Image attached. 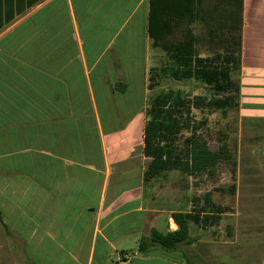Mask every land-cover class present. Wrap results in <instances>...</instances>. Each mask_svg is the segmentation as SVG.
<instances>
[{"label": "crops", "instance_id": "obj_1", "mask_svg": "<svg viewBox=\"0 0 264 264\" xmlns=\"http://www.w3.org/2000/svg\"><path fill=\"white\" fill-rule=\"evenodd\" d=\"M31 2L6 0L16 17L0 30V264L206 261L198 238L221 221L191 223L192 243L174 253L138 252L154 230L178 229L173 213L218 205L207 193L173 211L156 181L168 173L145 179L147 80L167 59L150 0ZM193 30L201 58L240 52L236 110L264 123V0H198Z\"/></svg>", "mask_w": 264, "mask_h": 264}, {"label": "trees", "instance_id": "obj_2", "mask_svg": "<svg viewBox=\"0 0 264 264\" xmlns=\"http://www.w3.org/2000/svg\"><path fill=\"white\" fill-rule=\"evenodd\" d=\"M17 1L19 3L20 0ZM29 1L32 5L33 2ZM197 4L198 0H150L149 35L153 46L161 49L169 61L166 66L152 69L151 78L155 79L161 73L177 81L194 79L206 83L212 95L193 96L182 90L169 89L151 100L146 110L148 123L144 139V154L150 159L146 181L175 170L194 177L213 174L221 161L232 159L227 148L217 152L210 149L201 134L208 120H196L194 114L221 112L226 116L231 109L238 107L239 87L232 74L240 69L241 55L240 52H230L209 58L199 57L193 30ZM15 17L14 11L7 9L6 0H0V30ZM177 31H182L183 37L173 41ZM153 85L155 82H151L150 89L154 88ZM185 133L189 135L185 136ZM235 192L236 187L233 186L232 194ZM206 201L205 206L197 211L173 213L172 219L178 229L166 234L154 230L150 237L142 238L138 252L147 254L158 248L174 253L181 245L191 244V223L201 227L204 221L213 219L216 224L227 213L225 207L215 205L209 197ZM203 213H206L204 217ZM188 262L191 264L189 259Z\"/></svg>", "mask_w": 264, "mask_h": 264}, {"label": "rangeland", "instance_id": "obj_3", "mask_svg": "<svg viewBox=\"0 0 264 264\" xmlns=\"http://www.w3.org/2000/svg\"><path fill=\"white\" fill-rule=\"evenodd\" d=\"M182 37L176 34L172 40L179 41ZM168 64V59L166 62L158 61L156 68ZM151 74L147 80L148 104L169 89L182 90L193 96L212 95L206 83L177 81L161 73L152 79ZM151 82H155L153 89H150ZM194 115L196 120H208L201 134L210 149L217 152L227 148L232 159L221 161L213 175L190 177L173 171L167 177L156 180L157 184L166 187L168 208L191 211L194 206L199 208L202 199L209 193L216 204L227 209V213L212 234L198 238L207 242L204 255L208 261H201V264H264V123H241L236 108L226 116L221 112H195ZM187 135L189 133H185ZM234 185L236 194H232ZM194 199L201 202L197 204ZM194 230L195 240L200 233L197 234L199 229Z\"/></svg>", "mask_w": 264, "mask_h": 264}]
</instances>
